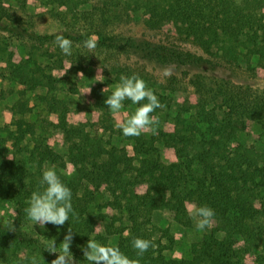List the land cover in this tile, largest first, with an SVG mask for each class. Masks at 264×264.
<instances>
[{"label": "trees", "instance_id": "trees-1", "mask_svg": "<svg viewBox=\"0 0 264 264\" xmlns=\"http://www.w3.org/2000/svg\"><path fill=\"white\" fill-rule=\"evenodd\" d=\"M85 1L44 0L65 6L74 20L39 32L29 20L15 22L13 16L0 15V32L30 42L50 64L42 68L29 51L25 58L15 59L10 44L0 42V67L19 85V99L11 108L14 118L0 129V188L16 209L15 219L0 222V264H17L24 254L36 256L39 264H50L55 254L45 248L54 239L59 251L69 227L75 264H90L75 250L91 235L104 244L116 236L112 245L130 258H136L133 237L152 240L156 247L139 257L141 264H264V152L237 137L251 124L264 131V86L253 87L245 75L253 67L242 70L238 61L257 55L264 79V0H101L90 4L89 10L72 8ZM138 18L146 31L155 34L137 36L119 29ZM60 30L72 40V49L84 47L83 42L95 35L99 40L94 53L103 61L134 59L140 68H128L125 75L135 73L147 85H156L162 104L169 105L178 91L191 92L193 102L185 101L169 128H159L149 137L125 136L133 141L130 148L111 143L115 130L104 103L111 91L94 87L91 92L100 113L96 121L69 122L68 107L51 91L56 77L66 75L78 56L73 50L65 55L56 45L50 33ZM146 64L170 68L172 75L156 82L154 74L142 68ZM117 65L110 63L109 73L120 82ZM41 86L48 92L36 97L56 113L49 129L66 146L65 155L51 147V136L36 133L34 122L24 117L29 112L28 91ZM183 110L186 115H181ZM26 136L29 146L23 144ZM156 143L172 149L173 158L165 161ZM44 162L59 168L57 174L72 191L76 216L70 214L63 226L45 224L38 234L24 226L30 221L25 209L31 193L42 190ZM68 167L71 175L66 173ZM101 189L109 200L95 204ZM189 203L210 206L215 212L213 226L192 244L188 258L168 257L167 246L153 238L151 214L168 211L175 222L189 226ZM11 221L15 231L7 228ZM218 232L224 236L219 238Z\"/></svg>", "mask_w": 264, "mask_h": 264}, {"label": "rangeland", "instance_id": "rangeland-1", "mask_svg": "<svg viewBox=\"0 0 264 264\" xmlns=\"http://www.w3.org/2000/svg\"><path fill=\"white\" fill-rule=\"evenodd\" d=\"M101 0H86L83 4H76L77 6H72L76 10H89L90 4L98 3ZM7 14L8 16H13L12 18L16 21L23 22L24 20L31 21L34 25L33 28L35 31L39 32L42 30H51L60 26L62 20L72 21V13L66 9L65 6H54L44 2V0H0V15ZM7 21L6 19H4ZM138 19H133L128 22H125L120 26L119 29L122 30L124 34H134L141 35L143 32L154 35V32H148L145 30V27ZM54 26V27H53ZM0 42H8L13 50L15 59H23L26 57L27 52H33L32 57L36 59L37 63L42 68H47L50 66L47 57L39 56L41 52L40 49L33 50L31 48V43L24 40H19L14 37L9 36L6 33L0 32ZM53 50V49H52ZM73 51L77 52L78 57H73L74 66H77L78 69L73 67L70 68V71L66 75H58L56 77V88L51 91L52 95H55L56 98L64 102L68 107L70 113L67 115L69 122H77L78 120H88L96 121L97 117L100 116V113L97 112L93 106V99L90 98L91 92L95 89L94 87H100L104 89L108 88V91H113L115 85L119 82L114 80V75L109 73L110 63L112 65H117L119 75H125L126 69L130 68L135 70V68H140L138 64L135 63L134 59L127 58L126 56H121L118 59L115 57H108L106 61L102 60V55H97L94 53V50L90 53L87 48L81 46H75ZM41 54V53H40ZM105 57V58H106ZM239 63L242 70H245L247 65L253 67L252 70L245 73L248 77L249 82L253 87L264 86V79H262V70L260 69L257 63V55L251 54L247 57H239ZM92 63V64H87ZM69 63L66 64L68 66ZM99 65V66H97ZM146 70L149 73H153L157 78L156 82H163V69L159 67H153L150 64H146ZM78 73H83L79 75ZM100 74L104 77L103 81H97L100 78ZM149 88H151L154 93H161V90L156 85H151L149 83ZM18 83L7 76V72L3 71L0 67V129L9 123L11 124L14 113L11 108L19 99L18 95ZM90 88V92L83 93L85 90ZM190 89V88H189ZM48 90L45 86L37 87L34 91H28L27 101L29 112L24 114V117L28 120L34 122L36 133L51 136L50 144L51 147L58 153L65 155L66 146L61 142L60 138L54 136L53 131L49 129L51 124L56 121V113L50 109L49 104L36 96L47 94ZM169 91L164 90L162 93L167 94ZM172 99L169 101V105L164 104L166 107L163 109L160 108L158 111H154L152 115L158 118V124L155 125L157 129L159 128H169L174 122V117L179 111V108L184 106L186 100L193 102V96L191 92H175L172 95ZM79 98V99H78ZM188 105V104H187ZM211 106V104L209 105ZM137 105L124 101V108L119 114L120 117H123L125 113L131 115ZM186 107V104H185ZM108 114L111 119V124L115 130V133L110 135L111 143L117 147H126L130 148L133 144V141L127 139L122 131L116 129L114 124L118 118L116 114H113L110 109L107 107ZM218 114L221 112L218 110ZM181 115H186V111H181ZM98 122V121H97ZM9 124V125H10ZM145 137L151 135L150 132L142 133ZM108 133H105L107 136ZM238 139L245 143L247 146L252 145L257 151L264 152V131L259 128L258 125H248L246 131L238 132ZM23 144L25 146L30 145V137L26 136ZM159 146L160 156L165 160L169 161L173 158L172 149L164 147L160 143H156ZM55 167L57 166L50 163L44 162L43 170L46 167ZM72 168L68 167L66 173L71 175ZM108 192H105L101 189L97 201L95 204L100 202H105L109 200ZM95 206V205H94ZM16 209L12 206L11 202L8 200L5 191L0 188V222L6 220H11L16 218ZM111 213V212H110ZM124 225H127V220L124 216L123 218ZM24 226L34 230L40 234L44 228L41 225H34L33 222L27 221L24 222ZM151 223L155 227L153 238L161 243L163 246H167L164 249V253L168 257H178V258H188L190 256V249L193 243L199 242L202 239V236L205 232L209 231V228L204 229L203 231H198L195 227V218L191 217V223L189 226H182L179 223L175 222L168 211L154 210L151 214ZM98 228L101 229V224L98 225ZM167 230V234H163L162 231ZM172 235V243L169 242V236ZM217 236L219 238L224 236L223 232H218ZM94 235L90 236L92 239ZM117 241L116 236H111L108 239L109 244H113ZM87 243L80 244L75 250L76 256L78 255L80 260H84L82 248L86 247Z\"/></svg>", "mask_w": 264, "mask_h": 264}, {"label": "clouds", "instance_id": "clouds-1", "mask_svg": "<svg viewBox=\"0 0 264 264\" xmlns=\"http://www.w3.org/2000/svg\"><path fill=\"white\" fill-rule=\"evenodd\" d=\"M50 34L54 35L55 43L63 54L72 55L73 42L63 34L62 30ZM98 40L97 36L92 35L83 42V45L91 53L96 48ZM70 67L71 64H69L67 69ZM78 74L83 75V73ZM171 75L172 69L165 68L163 70L164 77H170ZM103 79L104 77L100 74V78L97 81H103ZM102 91H108V88L105 87ZM87 92H90V88L83 93ZM125 100H130L132 104L139 106L135 108L131 115L125 113L123 117H120L119 114L124 108ZM104 103L118 117L114 127L122 131V134L126 137L140 136L144 132H150L155 135L157 133L155 125L158 124V118L154 117L152 113L157 108L163 109L166 107L158 100V97L148 87L147 83L135 73L130 76L122 74L120 82L115 85L114 90L107 96ZM40 185L42 190L31 193L28 202L29 207L25 209L28 218L34 225L53 224L55 226H63L65 222H68L70 214L76 216L71 202L72 191L61 180L54 166L46 167L42 171ZM186 210L190 217L195 218V227L198 231H203L213 226L215 212L210 206L189 203ZM7 228L11 231L16 230L12 225V221L7 224ZM95 229L97 234H99L100 229L97 226ZM125 235L128 236L131 233L126 232ZM72 240L73 230L70 227L60 243L59 251H57L55 240H51L45 248L49 253L55 254V258L51 260L50 264H75L74 256L70 251ZM132 246L136 250V258L127 256L117 245L104 244L95 238L88 239L86 247H83L82 251L84 258L90 264H141L139 257H142L149 248L154 249L156 247L152 240L141 237H133ZM25 262L27 264H39L36 256L20 255L17 264H25Z\"/></svg>", "mask_w": 264, "mask_h": 264}]
</instances>
